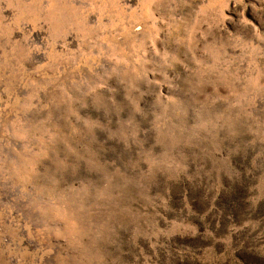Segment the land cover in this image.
<instances>
[{"label":"rangeland","instance_id":"obj_1","mask_svg":"<svg viewBox=\"0 0 264 264\" xmlns=\"http://www.w3.org/2000/svg\"><path fill=\"white\" fill-rule=\"evenodd\" d=\"M0 264H264V0H0Z\"/></svg>","mask_w":264,"mask_h":264}]
</instances>
